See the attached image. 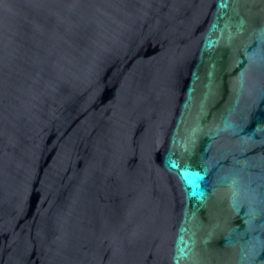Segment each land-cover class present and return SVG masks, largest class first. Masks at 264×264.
Segmentation results:
<instances>
[{
  "label": "water",
  "instance_id": "obj_1",
  "mask_svg": "<svg viewBox=\"0 0 264 264\" xmlns=\"http://www.w3.org/2000/svg\"><path fill=\"white\" fill-rule=\"evenodd\" d=\"M0 264H264V0H0Z\"/></svg>",
  "mask_w": 264,
  "mask_h": 264
}]
</instances>
